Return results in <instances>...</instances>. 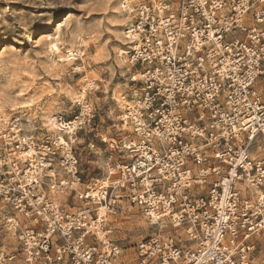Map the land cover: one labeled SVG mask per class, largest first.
I'll use <instances>...</instances> for the list:
<instances>
[{
	"label": "built area",
	"instance_id": "obj_1",
	"mask_svg": "<svg viewBox=\"0 0 264 264\" xmlns=\"http://www.w3.org/2000/svg\"><path fill=\"white\" fill-rule=\"evenodd\" d=\"M127 160L83 185L76 98L39 141L0 113V264H258L264 258V0H134ZM123 203L151 234L113 238ZM133 259L126 262V252Z\"/></svg>",
	"mask_w": 264,
	"mask_h": 264
},
{
	"label": "rangeland",
	"instance_id": "obj_2",
	"mask_svg": "<svg viewBox=\"0 0 264 264\" xmlns=\"http://www.w3.org/2000/svg\"><path fill=\"white\" fill-rule=\"evenodd\" d=\"M134 0H0V113L15 118L39 141L61 136L50 118L70 120L76 98L93 109L89 126L77 134L76 156L83 185L127 160L130 138L121 126L120 98L137 90L125 63L123 31ZM58 44L59 52L50 45ZM92 84V85H91ZM59 126V125H58ZM54 127V128H53ZM113 238L132 248L152 230L140 212L123 203L113 218ZM130 249L126 262L133 259ZM258 264H264L258 254Z\"/></svg>",
	"mask_w": 264,
	"mask_h": 264
},
{
	"label": "bare ground",
	"instance_id": "obj_3",
	"mask_svg": "<svg viewBox=\"0 0 264 264\" xmlns=\"http://www.w3.org/2000/svg\"><path fill=\"white\" fill-rule=\"evenodd\" d=\"M50 50H51V52H55V53H58L59 52V47H58V44L56 43V41L55 42H53V43H51V45H50ZM92 85V84H91ZM84 100V99H83ZM85 101V100H84ZM49 120V122H50V124L52 125H54L55 126V128L54 129H56L57 130V132H58V134H60V132L59 131H61L60 129H61V126L59 125H56L55 123H54V119H52V118H50V119H48Z\"/></svg>",
	"mask_w": 264,
	"mask_h": 264
}]
</instances>
